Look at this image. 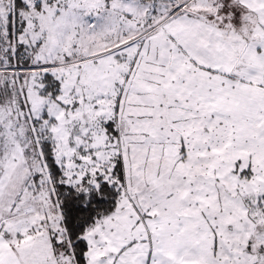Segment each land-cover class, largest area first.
<instances>
[{"label":"snow or ice","instance_id":"snow-or-ice-1","mask_svg":"<svg viewBox=\"0 0 264 264\" xmlns=\"http://www.w3.org/2000/svg\"><path fill=\"white\" fill-rule=\"evenodd\" d=\"M0 264H264V0H0Z\"/></svg>","mask_w":264,"mask_h":264}]
</instances>
